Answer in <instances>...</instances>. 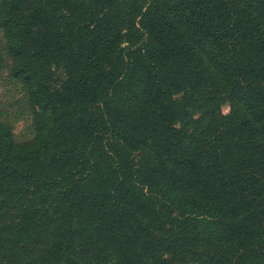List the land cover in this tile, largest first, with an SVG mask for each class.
Wrapping results in <instances>:
<instances>
[{
    "label": "trees",
    "instance_id": "obj_1",
    "mask_svg": "<svg viewBox=\"0 0 264 264\" xmlns=\"http://www.w3.org/2000/svg\"><path fill=\"white\" fill-rule=\"evenodd\" d=\"M0 31L34 130L0 119V264H264V0H0Z\"/></svg>",
    "mask_w": 264,
    "mask_h": 264
},
{
    "label": "rangeland",
    "instance_id": "obj_2",
    "mask_svg": "<svg viewBox=\"0 0 264 264\" xmlns=\"http://www.w3.org/2000/svg\"><path fill=\"white\" fill-rule=\"evenodd\" d=\"M12 61L4 49L0 31V119L11 130L16 143L29 142L34 138L32 111L28 104L25 87L11 74ZM223 115L228 113L222 105Z\"/></svg>",
    "mask_w": 264,
    "mask_h": 264
}]
</instances>
